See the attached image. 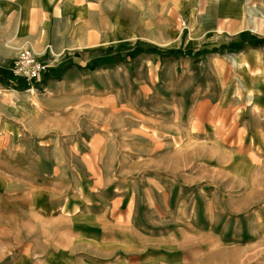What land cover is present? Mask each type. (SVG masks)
<instances>
[{"label": "rangeland", "instance_id": "obj_1", "mask_svg": "<svg viewBox=\"0 0 264 264\" xmlns=\"http://www.w3.org/2000/svg\"><path fill=\"white\" fill-rule=\"evenodd\" d=\"M59 12L77 16L66 37L79 46L0 59V261L25 233L59 224L25 200L70 193L49 178L58 173L78 176L82 193L142 196L153 185L160 210L167 199L176 217L207 209L242 238V224L261 225L264 0H65ZM22 49L44 65L30 81L12 71ZM221 255L258 264L264 249L228 244Z\"/></svg>", "mask_w": 264, "mask_h": 264}, {"label": "crops", "instance_id": "obj_2", "mask_svg": "<svg viewBox=\"0 0 264 264\" xmlns=\"http://www.w3.org/2000/svg\"><path fill=\"white\" fill-rule=\"evenodd\" d=\"M64 1L44 0L48 10H43L39 0L34 6L29 0H0V59L26 45L42 49L50 43L60 53L79 46L76 36L66 37V34L71 32L80 14L77 11L70 22L67 13L59 12ZM86 15L83 12L80 16ZM56 18L63 19V25L55 29L51 21ZM51 33L55 40L49 38ZM49 178L70 184L74 189L63 195L55 191L25 200L38 216L59 224L42 227L44 233L39 230L30 231L32 235L25 233L13 243L8 261L0 264H240L242 261H223L224 246L264 249V221L260 225L258 219H254V225L242 224L245 235L242 238V232L237 229L229 232L223 221L207 214V209L203 212L198 209L196 219L180 218L170 215V199H167L160 210L153 185L142 196L124 190L106 196L80 192V178L76 175L68 178L58 173ZM224 236L238 241L228 243ZM256 262L264 264V260Z\"/></svg>", "mask_w": 264, "mask_h": 264}, {"label": "built area", "instance_id": "obj_3", "mask_svg": "<svg viewBox=\"0 0 264 264\" xmlns=\"http://www.w3.org/2000/svg\"><path fill=\"white\" fill-rule=\"evenodd\" d=\"M43 69L44 65H41L30 50L22 49L18 52L16 60L13 61L12 71L30 81L35 79Z\"/></svg>", "mask_w": 264, "mask_h": 264}, {"label": "trees", "instance_id": "obj_4", "mask_svg": "<svg viewBox=\"0 0 264 264\" xmlns=\"http://www.w3.org/2000/svg\"><path fill=\"white\" fill-rule=\"evenodd\" d=\"M142 50H144V51H152V50H154V49H149L148 47H146V48H144V49H142ZM6 84H7V81H6ZM12 87H14V88H18L19 86H18V85H13Z\"/></svg>", "mask_w": 264, "mask_h": 264}, {"label": "bare ground", "instance_id": "obj_5", "mask_svg": "<svg viewBox=\"0 0 264 264\" xmlns=\"http://www.w3.org/2000/svg\"><path fill=\"white\" fill-rule=\"evenodd\" d=\"M248 13V12H247ZM252 16V15H251ZM252 18V17H251ZM252 21V20H251Z\"/></svg>", "mask_w": 264, "mask_h": 264}]
</instances>
